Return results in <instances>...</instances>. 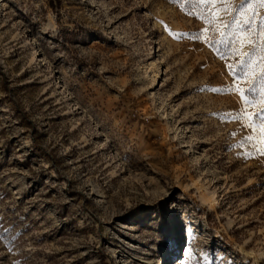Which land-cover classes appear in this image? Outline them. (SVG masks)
<instances>
[{
	"label": "rangeland",
	"instance_id": "obj_1",
	"mask_svg": "<svg viewBox=\"0 0 264 264\" xmlns=\"http://www.w3.org/2000/svg\"><path fill=\"white\" fill-rule=\"evenodd\" d=\"M200 8L0 0V264H264V156L206 90L233 80Z\"/></svg>",
	"mask_w": 264,
	"mask_h": 264
},
{
	"label": "snow or ice",
	"instance_id": "obj_2",
	"mask_svg": "<svg viewBox=\"0 0 264 264\" xmlns=\"http://www.w3.org/2000/svg\"><path fill=\"white\" fill-rule=\"evenodd\" d=\"M184 2H195L201 6L197 18L205 24V28L200 33L191 35L190 39L207 43L216 51L219 59L225 62L233 80L226 88L211 87L206 90L240 97V110L226 115L251 130V135L246 139L259 155L264 156V139L257 134L258 129L264 133V18L257 21L261 10H264V0H240L236 8L231 7L235 0ZM217 5L221 6L219 10ZM221 11L224 13L223 17L218 14ZM227 16H231V19H227ZM166 30L173 37L179 38L181 35L172 32L167 26ZM209 30L211 36L205 40V33ZM258 98L261 107L259 111L252 113L250 109L257 105ZM191 251V248L187 249L189 256Z\"/></svg>",
	"mask_w": 264,
	"mask_h": 264
},
{
	"label": "bare ground",
	"instance_id": "obj_3",
	"mask_svg": "<svg viewBox=\"0 0 264 264\" xmlns=\"http://www.w3.org/2000/svg\"><path fill=\"white\" fill-rule=\"evenodd\" d=\"M171 256L175 257L176 256V253L175 252H172ZM167 262L162 260V264H166Z\"/></svg>",
	"mask_w": 264,
	"mask_h": 264
}]
</instances>
